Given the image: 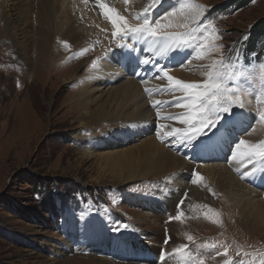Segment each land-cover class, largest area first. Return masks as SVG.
Masks as SVG:
<instances>
[{"label":"rangeland","instance_id":"374dc122","mask_svg":"<svg viewBox=\"0 0 264 264\" xmlns=\"http://www.w3.org/2000/svg\"><path fill=\"white\" fill-rule=\"evenodd\" d=\"M12 2L16 1L6 0L5 6L11 7ZM76 2L66 0L67 6L77 11L79 17L83 19L81 9L75 8ZM151 2L152 0H127L119 14L130 24H136L139 21L134 18V13H142ZM194 2L206 8L201 23H204L205 19L213 20L221 36L216 41L221 46L220 51L197 60L191 49L178 50L160 57L152 54L150 50L149 53L141 49L139 52L145 53V58L154 60L155 64L143 66L146 68L142 70L144 74L141 72L140 76L137 75L140 81L149 80L148 76L154 78L162 76V73L156 71V65H162L166 66L169 75L175 78L185 82H201L206 78L205 66L211 64L213 60L227 58L229 53H233L234 61L238 56L237 62L248 65L250 71L258 70L259 63L264 62V34L252 37L257 31L255 27L261 22L264 23V0H194ZM173 4L178 6L176 0H163L149 18L154 19L165 14L171 10ZM56 8V15H59L61 6ZM33 17L36 18L35 15ZM103 18L109 27L102 33L88 38L85 32H83L85 37L76 34L69 36L65 27L62 29L55 23L56 16L42 18V23H38L32 19V14H29L25 17L24 23L30 26L33 24V27L28 28V37L24 44L19 43L22 50L15 47L4 21L2 22L0 18L2 22L0 60L4 58L1 62L5 64L8 58V65L17 67L10 69L0 64V264H95L97 259L106 264H116L103 258L105 255L109 256V242L102 245L105 251L96 253L94 246L89 248L85 244H80L82 234L93 228L101 229L109 237L111 235L114 238L119 234L132 240L130 242H134L135 245L140 242L139 235L143 234V228L138 229L139 225L132 212H139L141 205L151 202L152 204L147 205L148 210L144 211L158 209L159 214L168 213L163 211L164 204L158 197L162 195L164 186L159 177H139L120 183L115 173L121 168H116L112 163L111 165L105 163L99 155L140 145L157 134L160 130L159 125L163 124L162 121L168 126L176 124L177 121L160 119V124L156 121L151 127H138V130L133 132L123 129L125 132L123 133L117 129L120 125L99 121L96 115L91 113L89 116L82 115L79 111L82 104L75 100L83 96V91L81 92L83 82L89 83L84 89H91L95 97L104 98L110 87L120 84L127 78L125 74L108 79L87 76L93 61L97 62L105 57L98 55L101 45L117 51L119 49L117 45L121 42L112 36L111 22L104 15ZM128 40L130 42L129 38L126 41ZM65 44L68 47H65ZM56 48H61L62 54H57ZM83 49L88 51L78 55ZM186 53H191L187 60ZM177 56L179 57L175 62L169 59ZM85 57L89 59L83 63ZM42 65H46L49 70L41 68ZM125 66L128 68V65ZM73 70L74 76L69 77ZM85 73L87 74L83 77ZM150 81L153 83L151 84L153 91L157 87L155 84L157 79ZM166 86H159L151 97L167 95L170 97L169 100H159L165 103L156 107H153V102L149 100L143 106L151 108L152 119L154 117L157 119L155 115L157 111L160 117L179 116L186 111L166 103L173 100V94L164 90L167 89ZM240 87L244 89L241 92L244 104L248 99L253 111L248 120L246 114L242 112L243 109L235 108V116L232 118L234 125L229 124V130L225 133L222 130L216 131L221 134L223 141L219 152L221 160L218 158L220 163L231 159V153L239 139L252 143L264 140V123L258 121L259 111L264 110V94L260 84L253 77H248ZM175 95L183 94L176 92ZM94 104L90 105L89 110L95 109ZM81 121L89 126H81ZM241 121L243 123H240ZM105 133H108L109 138L112 137L106 146L101 137ZM231 135L232 137L226 140ZM158 140L164 143L166 149L169 148L168 150L185 158L187 163L197 166L196 170L190 171L193 178L195 173L200 171L199 165L215 163L201 162L200 158L207 155L204 153L205 147L198 150L199 153L197 147L194 149L195 143L188 147L177 143L174 138H166L163 142L160 138ZM195 142L209 144L210 140L204 138L203 142L200 137ZM203 146L200 144L199 147ZM244 171L245 168L240 170ZM252 181L253 185L257 182L256 179ZM259 182L255 185L256 190L264 184L262 181ZM262 188L264 190V187ZM227 198L216 191L210 203L195 200L199 203L194 205L188 202L184 206L186 211H183V206L178 208L179 202L183 200L179 198L175 204L176 210L173 204H169L170 217H174V214H179L180 211L185 213L181 223L190 229L189 233L192 232V242H189L186 236L189 246L187 251L192 256L206 262L210 254L223 255L224 249L227 248V256H222L225 261L231 260L233 264H240L243 260L245 264H261V260L264 259V226L250 220L251 217L247 215L242 204H234ZM262 199L264 202V198ZM165 203L167 204L166 201ZM209 209H212L211 213ZM122 213L131 216L130 222ZM217 220L218 223L214 222ZM124 225L128 227L125 228ZM82 240H85V236ZM212 244L216 247H210ZM94 253L99 254L98 257H95ZM145 255L151 257V261L147 260L148 264H160L159 256L155 258L156 255L147 251ZM123 263L135 261L125 260Z\"/></svg>","mask_w":264,"mask_h":264},{"label":"bare ground","instance_id":"6f19581e","mask_svg":"<svg viewBox=\"0 0 264 264\" xmlns=\"http://www.w3.org/2000/svg\"><path fill=\"white\" fill-rule=\"evenodd\" d=\"M15 1L16 2L11 3V7H7L5 6L6 0H0V18L2 22L4 21L3 23H5L6 25L7 33L12 38L11 41L14 43L15 47H17L18 50H22V47L19 45V43L24 44V41L27 40L28 28L33 27V24L32 26H30L27 23H24L26 22L25 17L29 14H32V19H34L35 22L38 23H42V18H47L48 16H56L55 23L58 24L62 29L65 27L66 31H68L69 36L76 34V36L83 37V32H85V36L90 38L92 36H96L99 33H102L107 27H109L106 19L103 18L102 11L96 5L95 0H88L87 3H85V0H76L77 2L75 8L81 9V14L84 16L83 19L79 17V13L77 11L67 6L66 0ZM104 2L109 7L115 8L117 12L120 13L125 0H104ZM56 6H58V8H60L61 6V12L59 13V15H56ZM134 14L136 17L137 12H135ZM33 15H35L36 18H34ZM36 28L38 29V27ZM129 39L130 42L129 40L126 41V39L125 41H121L120 43H118V52L113 48L109 49L106 48L107 46L101 45L98 55H104L105 57L97 60L96 64H93L91 70H89V73L87 75L88 77L94 79H108L116 75L120 76L122 74H125L127 75V78L120 84L110 87L109 91L106 92L104 98L101 96L95 97L91 89H84V86H88L89 83L83 82L81 85V88H83L81 90V92L83 91V96L82 98L80 97L75 99L77 101H80V103L82 104L80 106L81 108H79V111L82 113V115L89 116L91 113L92 115H96V118L99 121L103 120L110 124H116L117 126L120 125L117 129L123 131V133H125L123 129H129L133 132L137 131L138 127L148 128L149 126L151 127L152 124L156 123V121L157 123H159V121H161V118L156 117L157 119H155L154 117V119H152L153 117H151V108H143V106L149 100L153 102L156 100L170 99V97L167 95H159L158 98L151 97L152 94H155L157 92L159 86L168 85L165 78L157 79L155 77L157 79V83H155L157 84V87L153 89V91H151V94L145 91V88L152 90L151 84L153 83L150 80L155 79L154 76H148L149 80L147 79V81L144 80V82H142L137 76H140V73L145 68L143 67L144 65L139 63L140 60L145 58V53L142 54L141 51L139 52V50L142 49L143 52H145V49L148 48V45L145 42L134 41L131 37H129ZM120 44H131L133 48H122L119 46ZM133 49L135 50L133 51ZM55 50L57 54H60L62 52L61 48H56ZM150 52L152 51L150 50ZM152 54L155 55L154 52H152ZM179 56L169 57V59L174 60L175 62L177 60L176 58H178ZM3 59L4 58H1V60ZM88 59L89 57H85L82 62L86 63ZM1 60L0 64L5 68H17L16 65H8V58H6L5 64H3V61L1 62ZM125 65H128V68ZM41 68H47L49 70L46 65H42ZM130 70L132 72H130ZM73 72L74 70L72 71V73L70 72L71 74H69V77L74 76ZM86 74L87 73H85L83 77L86 76ZM141 74L144 73L142 72ZM179 74H181V72H179ZM165 88L168 87L166 86ZM93 103L96 104L95 109L89 110L90 105H93ZM180 110L183 111V108ZM252 111L253 108L250 106L248 99H246L245 107L242 112L246 114L248 120H250ZM79 118H82L81 115H79ZM162 123L166 124L165 121H162ZM80 124L81 126H89L82 121L80 122ZM228 125L229 124H227V126L225 125L223 127H220L219 130H222L225 133L226 130H229ZM232 125H234V123H232ZM257 125H259L258 122ZM176 126L184 127V125L180 124L177 121L176 124L169 125V128L165 129V131L170 130L171 127ZM110 128L111 126L109 127V129ZM108 133L102 134L101 136L103 138V143H105V146L108 145L112 140V137L109 138ZM220 136L221 134L217 132L216 135L213 136L212 131H209L208 135L201 137V139L203 142L204 138L210 140V143H200L201 146L205 145L202 148L199 147V142H194L196 144L194 149L197 147V151L203 150V148L205 147L204 153H207V155L202 159L200 158L201 162H215L214 164H209L207 166L199 165V172L207 176L204 177V180L199 184H193L192 181L195 179V177L193 178L190 175V171L193 169L196 170L197 166L195 167L189 162L187 163L185 158L168 150V147V149H166L164 143H160V141L158 140L159 138L157 134L150 137V140H146L140 145L130 146L124 150H114L108 153L104 152V154L99 155V158L105 161V163H112L116 168H121L120 171L117 172L118 174L115 173V176L117 177V179H119L120 183H124L128 180L139 177H159L160 180H162L164 186L161 192L162 195H159L158 197L161 203L164 204L162 206L163 211L168 213H166V215L163 213L159 214L158 209H150L149 211H144V209L148 210L147 205L149 203L152 204L151 202H147L141 205L138 210L139 212H132L133 217L139 225L138 229L142 230L143 228V234L139 235L140 242H138V244L133 245L134 242H130L132 240L127 239L126 237L125 239L122 235L119 234H116L117 236H114V238L111 235L109 237L108 235L104 234L103 230L95 228H93L91 231L88 230V233L85 232V234H82V237L85 236V240L83 241L81 237L80 244H85L89 246V248H92V246H94L96 250L95 252L97 253L101 250L105 251V247H103L102 245L109 242V256L105 255V257L103 258H106L116 264H148L147 260L151 261V257L145 255L146 251L152 252L153 255H156L155 258H157L158 256L161 257L162 254L166 253L167 255L165 256L164 261H161L160 258L158 259L160 261V264H179L180 258L178 255H174L173 251L181 244H188V242L186 241V236L191 235L192 232L189 233L190 229L183 225L181 223V220L177 221L175 219H168V217H170L169 212L171 209L169 204H173L174 209L176 210L175 204L178 202L179 198H182L184 201L183 211H186L184 206L185 204H188V202L194 205L199 203V201L206 204L210 203L213 200L216 191H219L225 197H228L227 199L232 203L242 204L247 211V215L251 217L250 220L252 219L254 223H260L263 227L264 202L262 198H264V190H262V187H264V184L259 190L255 189V185L260 183L259 181L264 182V180L257 178L260 175L259 172L257 173L256 177L250 176L249 179L245 178L248 181L241 178L242 172H240V170L243 169L244 166L238 164L232 159H230L228 162L220 163V144H223L222 137ZM123 137L125 136L123 135ZM209 137H211V139H209ZM230 137H232V135L229 136L226 140H228ZM218 158L220 160H218ZM257 167H264V165L258 164ZM246 170H250V168L245 169V171ZM252 179L257 180L254 185L252 184ZM209 189H211V191H209ZM185 193H187V198H185ZM165 201L167 202V204L165 203ZM122 214L121 215L130 222L131 216H128V214L125 215L124 213ZM174 215L176 216L178 215V213H175ZM115 219L117 220L116 217ZM166 240L167 243H165ZM133 246H135L134 249ZM136 250L138 252H136ZM128 251L132 252L129 253ZM91 255L94 256L93 254ZM97 255L99 254H96L95 257H98ZM222 256L223 255L221 254H210V257L205 262V264H223L225 262V258L223 260ZM119 259L121 261H119ZM125 260H132L135 261V263H123ZM95 264L106 263H103L97 259Z\"/></svg>","mask_w":264,"mask_h":264},{"label":"snow or ice","instance_id":"6c2138e0","mask_svg":"<svg viewBox=\"0 0 264 264\" xmlns=\"http://www.w3.org/2000/svg\"><path fill=\"white\" fill-rule=\"evenodd\" d=\"M87 2L88 0H85V3ZM162 2L163 0H152L151 4L144 8L143 13L136 14L135 18L139 22L130 24L123 15H120L115 8L109 7L104 0H95L102 14L111 22L114 38L123 41L131 37L134 41L145 42L148 45L145 51L151 50L156 56H168L178 50L191 49L195 53L194 58L201 60L212 52L220 51L221 46L216 41L221 36L213 20L205 19L204 23L200 22L206 11L205 6L195 3L194 0H176L178 6L173 4L170 11L150 19L153 10ZM171 29H182V31H172ZM119 46L133 48L131 44H120ZM65 47L68 45L65 44ZM87 51L88 49H83L78 55H83ZM190 55L191 53H186L185 59L187 60ZM232 56L233 53H229L227 58L213 60L211 64L205 66L206 78L201 82H185L169 75L166 66L156 65L157 73H162V76L158 75L156 78H165L168 88L164 90L173 94V100L166 103L169 106L186 110L179 116L166 117H160V113L157 111L158 118L176 120L184 125V127H171L170 130L165 131L169 126L160 124L157 136L162 142L166 138H175L177 143L191 147L200 137L207 136L209 131H212L214 136L220 127L232 124V118L235 116L234 109H244L245 107L241 97V92L244 89L240 87V84L246 82L248 77L258 80L262 94H264V62L259 63L258 70L250 71L248 65L237 62L238 56L235 61ZM95 63L93 61V64ZM139 63L147 66L155 64V61L144 58ZM182 65L183 61H181ZM145 91L151 94L152 90L145 88ZM176 92L183 95L178 97L175 95ZM161 103L165 102L153 101V107ZM258 118L259 122L264 123V110L259 111ZM231 159L243 165L245 169L251 166L250 170L242 172L241 178L256 177L259 172L260 175L257 178L264 180V167H257L258 164L264 165V140L252 143L245 139H239L231 153ZM203 180L204 177L197 172L192 183L199 184ZM184 195L187 198V193ZM183 204L184 201L181 200L178 208H181ZM208 211L211 213L212 209ZM184 215L185 213L180 211L178 215L170 217V219L179 221ZM214 222L218 223L219 221ZM124 227L127 228L128 225H124ZM187 240L192 242L193 236L188 235ZM210 247L215 248L216 245L212 244ZM188 248L187 244H181L174 249L173 254L179 256L180 264H205L204 259L192 256L187 251ZM227 254L228 249L225 248L223 255L227 256ZM166 255V253L162 254L160 260L164 261ZM224 264H233V262L226 260ZM240 264H245V262L241 260ZM261 264H264V259L261 260Z\"/></svg>","mask_w":264,"mask_h":264},{"label":"trees","instance_id":"16d2710c","mask_svg":"<svg viewBox=\"0 0 264 264\" xmlns=\"http://www.w3.org/2000/svg\"><path fill=\"white\" fill-rule=\"evenodd\" d=\"M255 28L257 29V31H256L255 34H253L252 37H254L255 35L258 37L259 35L264 34V23L262 24V22H261V23H260L259 25H257ZM251 32H252V31H251ZM251 32H250V36L252 35Z\"/></svg>","mask_w":264,"mask_h":264}]
</instances>
